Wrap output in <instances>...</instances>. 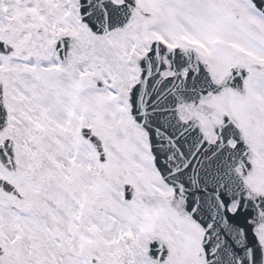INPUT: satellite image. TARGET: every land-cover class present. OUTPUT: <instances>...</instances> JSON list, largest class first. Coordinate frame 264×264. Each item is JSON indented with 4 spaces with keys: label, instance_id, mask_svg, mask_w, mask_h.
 Here are the masks:
<instances>
[{
    "label": "snow or ice",
    "instance_id": "snow-or-ice-1",
    "mask_svg": "<svg viewBox=\"0 0 264 264\" xmlns=\"http://www.w3.org/2000/svg\"><path fill=\"white\" fill-rule=\"evenodd\" d=\"M0 264H264V0H0Z\"/></svg>",
    "mask_w": 264,
    "mask_h": 264
}]
</instances>
